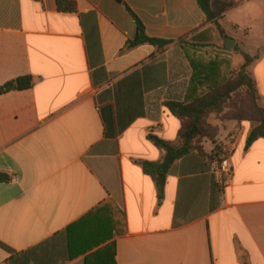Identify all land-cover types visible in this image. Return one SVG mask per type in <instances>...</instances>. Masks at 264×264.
Returning <instances> with one entry per match:
<instances>
[{
	"label": "crops",
	"instance_id": "0c3cea01",
	"mask_svg": "<svg viewBox=\"0 0 264 264\" xmlns=\"http://www.w3.org/2000/svg\"><path fill=\"white\" fill-rule=\"evenodd\" d=\"M57 1L0 0V84L33 81L0 95V172L11 177L0 182V264H84L66 230L96 208L74 233L109 230L116 264H264V138L246 144L249 120L219 131L233 145L226 186L206 139L203 154L171 165L161 195L141 165L162 158L150 137L177 138L166 104L185 100L191 64L232 68L226 37L246 50L263 42L248 71L264 107V0H231L223 37L195 0ZM128 9L170 43L128 47Z\"/></svg>",
	"mask_w": 264,
	"mask_h": 264
},
{
	"label": "trees",
	"instance_id": "16d2710c",
	"mask_svg": "<svg viewBox=\"0 0 264 264\" xmlns=\"http://www.w3.org/2000/svg\"><path fill=\"white\" fill-rule=\"evenodd\" d=\"M195 1L206 16V23H210L223 37L224 34L218 20L224 11L233 5V2L231 0ZM57 8L62 11H75L76 9L73 2L64 0L57 1ZM128 11L136 24V37L129 42L128 47L151 44L162 49L170 43L169 40L148 37L137 16L130 9ZM209 30L210 28L206 32L209 33ZM207 39L209 41L211 37L207 36ZM206 45H210V42ZM253 59L243 54L242 63L238 67L232 68L229 77H225L226 75L223 74L224 69H227V71L229 69L227 62H213L208 66L200 63L191 64L196 78L190 80L185 100L166 104L173 115L181 122L177 138L175 141L169 142L150 137L162 151V158L156 162H142L141 164L144 173L155 181L158 195H161L166 174L176 160L192 151L203 154L200 145V141L203 139L209 140L213 145L217 144L219 141V128L216 129L211 126L208 119L211 114L222 113L229 101L236 105L238 101L245 100V102L239 104L242 109L245 108V114L234 112L226 118L228 122H239L240 120L251 122L252 128L248 134L246 144L249 145L257 138H264V107L260 104L255 81L248 71ZM200 76L202 79H200ZM32 84L33 81L30 76L14 78L0 84V95L9 91L28 89ZM239 92H242V99L238 98ZM10 180L9 175L0 172V182ZM93 212H97V208L67 228L70 256L87 251L89 253L85 256L84 264H116L114 243L108 242L109 230L103 233L102 230L94 228L82 237H79L78 233H74L92 217ZM75 244L82 247L77 251H73Z\"/></svg>",
	"mask_w": 264,
	"mask_h": 264
},
{
	"label": "rangeland",
	"instance_id": "374dc122",
	"mask_svg": "<svg viewBox=\"0 0 264 264\" xmlns=\"http://www.w3.org/2000/svg\"><path fill=\"white\" fill-rule=\"evenodd\" d=\"M225 20L226 19H229L231 20V15H225L224 16ZM223 18V19H224ZM228 22H225V25L228 26ZM241 36L243 38H245V35L244 33H240ZM250 48L249 49H241L240 48V45H236L235 47L232 46L231 50L228 51V53L231 52V60L229 61L230 62V65L232 66V68H235L237 65H240L243 61V54H246L248 55L249 57L253 58L255 55H257L258 53V50L257 48H261L260 45H263V42L261 40H253V41H250ZM220 49H224L223 46H220ZM227 51V50H226ZM225 54L224 51L220 50L219 51V54ZM226 61V60H224ZM232 68L229 67L227 73H226V76L225 77H229L230 76V73L231 71L233 70ZM238 98L239 99H242V92H239L238 93ZM240 102H245V100L242 99V101H238L236 103V105H234V103L230 102L227 103L222 111V113L220 114H211V116L209 117L208 119V122L209 124H211V126L215 127L216 129L219 128V131L226 127V125L228 124V121H227V118L226 117H229L228 115L230 114H234L235 113H242V114H245L244 112V109H242V107H240ZM222 127V128H221Z\"/></svg>",
	"mask_w": 264,
	"mask_h": 264
},
{
	"label": "built area",
	"instance_id": "2783aa9c",
	"mask_svg": "<svg viewBox=\"0 0 264 264\" xmlns=\"http://www.w3.org/2000/svg\"><path fill=\"white\" fill-rule=\"evenodd\" d=\"M148 132H153V129H149ZM232 147L233 145L230 139L219 141L216 146L217 165L215 171L219 179V184L222 186H226L232 178L233 168L229 160L233 149Z\"/></svg>",
	"mask_w": 264,
	"mask_h": 264
},
{
	"label": "water",
	"instance_id": "95a60500",
	"mask_svg": "<svg viewBox=\"0 0 264 264\" xmlns=\"http://www.w3.org/2000/svg\"><path fill=\"white\" fill-rule=\"evenodd\" d=\"M233 43H234V40H233V39L226 37V38L224 39V48H225L227 51H230L231 48H232Z\"/></svg>",
	"mask_w": 264,
	"mask_h": 264
}]
</instances>
